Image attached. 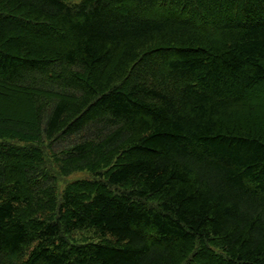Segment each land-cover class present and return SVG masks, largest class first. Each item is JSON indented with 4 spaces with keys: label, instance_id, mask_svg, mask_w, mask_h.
Returning <instances> with one entry per match:
<instances>
[{
    "label": "trees",
    "instance_id": "1",
    "mask_svg": "<svg viewBox=\"0 0 264 264\" xmlns=\"http://www.w3.org/2000/svg\"><path fill=\"white\" fill-rule=\"evenodd\" d=\"M0 264H264V0H0Z\"/></svg>",
    "mask_w": 264,
    "mask_h": 264
},
{
    "label": "rangeland",
    "instance_id": "2",
    "mask_svg": "<svg viewBox=\"0 0 264 264\" xmlns=\"http://www.w3.org/2000/svg\"><path fill=\"white\" fill-rule=\"evenodd\" d=\"M47 151V150H46ZM46 158L48 163L52 169V172L55 174L56 183H57V192L58 194L61 192L62 188L65 186L67 182L76 178H83V177H90L91 174L88 170L81 169V170H74L69 173H60L58 172L55 164L49 158V153L46 152ZM82 233H74L75 238H79Z\"/></svg>",
    "mask_w": 264,
    "mask_h": 264
}]
</instances>
